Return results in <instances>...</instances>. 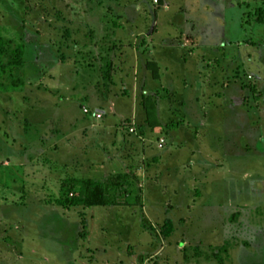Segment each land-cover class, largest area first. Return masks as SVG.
I'll return each mask as SVG.
<instances>
[{
  "label": "rangeland",
  "instance_id": "obj_1",
  "mask_svg": "<svg viewBox=\"0 0 264 264\" xmlns=\"http://www.w3.org/2000/svg\"><path fill=\"white\" fill-rule=\"evenodd\" d=\"M263 21L264 0H0V264H264Z\"/></svg>",
  "mask_w": 264,
  "mask_h": 264
},
{
  "label": "trees",
  "instance_id": "obj_2",
  "mask_svg": "<svg viewBox=\"0 0 264 264\" xmlns=\"http://www.w3.org/2000/svg\"><path fill=\"white\" fill-rule=\"evenodd\" d=\"M264 24V21H263ZM1 53H5L4 48H0ZM21 52L18 51L14 56V62L12 65L21 67L22 62L20 59ZM6 67H10L7 65ZM129 179L128 175H116L107 179L104 185H92L90 182L86 183L85 197L83 199V205L86 208L92 207H111L114 205V197L111 193L115 192L119 188L125 187L127 180ZM163 236H166L165 232H162Z\"/></svg>",
  "mask_w": 264,
  "mask_h": 264
}]
</instances>
